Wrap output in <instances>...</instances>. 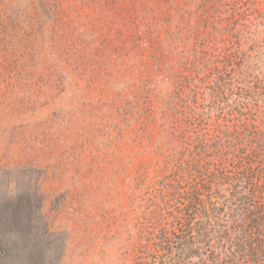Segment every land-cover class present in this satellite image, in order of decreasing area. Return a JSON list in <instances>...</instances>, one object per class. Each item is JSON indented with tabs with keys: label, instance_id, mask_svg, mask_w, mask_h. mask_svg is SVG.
<instances>
[{
	"label": "rangeland",
	"instance_id": "rangeland-1",
	"mask_svg": "<svg viewBox=\"0 0 264 264\" xmlns=\"http://www.w3.org/2000/svg\"><path fill=\"white\" fill-rule=\"evenodd\" d=\"M220 2L0 0V264H135V178Z\"/></svg>",
	"mask_w": 264,
	"mask_h": 264
},
{
	"label": "trees",
	"instance_id": "trees-1",
	"mask_svg": "<svg viewBox=\"0 0 264 264\" xmlns=\"http://www.w3.org/2000/svg\"><path fill=\"white\" fill-rule=\"evenodd\" d=\"M202 27L135 178L150 193L135 264H264V0H221Z\"/></svg>",
	"mask_w": 264,
	"mask_h": 264
}]
</instances>
